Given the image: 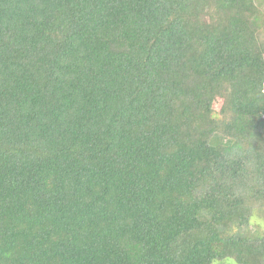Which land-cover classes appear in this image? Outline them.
Wrapping results in <instances>:
<instances>
[{
    "label": "trees",
    "instance_id": "trees-1",
    "mask_svg": "<svg viewBox=\"0 0 264 264\" xmlns=\"http://www.w3.org/2000/svg\"><path fill=\"white\" fill-rule=\"evenodd\" d=\"M263 216L256 0H0V264H264Z\"/></svg>",
    "mask_w": 264,
    "mask_h": 264
},
{
    "label": "rangeland",
    "instance_id": "rangeland-1",
    "mask_svg": "<svg viewBox=\"0 0 264 264\" xmlns=\"http://www.w3.org/2000/svg\"><path fill=\"white\" fill-rule=\"evenodd\" d=\"M257 4L261 7V9L264 11V0H256ZM220 105V99L216 98L213 102V106L214 108H218ZM221 140V138H220ZM256 222L259 223V225L261 226L262 229V233L264 234V216L261 217H256Z\"/></svg>",
    "mask_w": 264,
    "mask_h": 264
}]
</instances>
